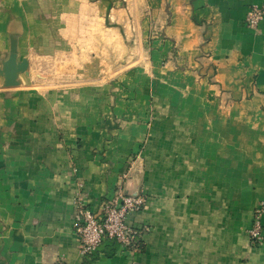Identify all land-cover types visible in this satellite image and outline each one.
Returning <instances> with one entry per match:
<instances>
[{"label": "crops", "instance_id": "1", "mask_svg": "<svg viewBox=\"0 0 264 264\" xmlns=\"http://www.w3.org/2000/svg\"><path fill=\"white\" fill-rule=\"evenodd\" d=\"M51 1L55 17L72 12L85 21L80 35L89 27L103 48L117 52L122 27L128 35L138 32L137 2H144L129 0L127 10L120 0ZM145 2L162 9L164 39L151 56L165 63L155 62L154 72L189 119L183 134L193 135L177 143L192 154L171 157L170 174L144 176L145 205L126 217L129 225L147 228L143 249L126 252L106 239L83 256L73 226L78 192L100 213L119 184L134 190L123 178L145 136L142 96L138 107L131 95L117 96L112 108L90 113L81 90L3 88L0 78V264H264V241L252 247L244 231L264 199V16L255 28L245 17L264 0ZM35 3L0 0V61L13 27L20 28V54L38 47L46 28ZM137 73L144 77L140 68ZM114 118L122 124L115 126ZM233 191L245 222L220 211L231 207ZM262 225L264 235V215Z\"/></svg>", "mask_w": 264, "mask_h": 264}, {"label": "rangeland", "instance_id": "2", "mask_svg": "<svg viewBox=\"0 0 264 264\" xmlns=\"http://www.w3.org/2000/svg\"><path fill=\"white\" fill-rule=\"evenodd\" d=\"M34 1H36L34 7L41 8V20L46 28L45 34L37 41L38 47L35 50L29 49L24 54L19 53L17 43L18 60L26 58L28 68L26 72L19 73V84L15 87L48 88L46 92L49 89L55 92L72 88L73 91H77V94L81 90L89 95L90 113H96L94 110H98L102 105L112 108L117 96L128 98L131 95L132 100L136 99L135 104L138 107L137 100L141 95L143 101L140 104L144 103L145 113L140 117V121L146 129L145 136L140 140L139 148L129 155L128 171L125 172L126 176L123 179L126 182L133 181L135 184L131 187L134 190L130 192L140 193L146 174H148L147 177L151 175L153 179L157 175L170 174L171 157L177 156L181 150L184 154L186 153V156L192 154L189 146L178 150L177 143L192 140L193 134H183L182 127L188 128L189 119L179 114L180 108L178 109L176 102L165 94L169 90L166 92L163 90L168 86L162 83L161 75L156 74L153 68L158 61L153 60L151 56L152 50L155 49L154 44L164 39L161 31L162 9L149 2L146 3L145 0L143 3L138 1L137 11L132 10L139 16L138 32L133 29V34L128 35L122 27L121 50L117 52L111 46L103 48L100 42L91 37L89 27L85 33L83 26V33L80 35L85 21H81L80 17L74 16L72 12L60 16L58 11L56 18L53 9L55 1ZM120 1L121 6L128 10L129 0ZM151 12L156 13L159 19L153 18ZM58 18L63 20L60 21ZM62 28H67L68 32ZM16 29L20 33L19 27H13L15 36H17ZM75 33L78 35H74ZM82 47H87L88 50L80 54ZM173 50L175 51V47ZM8 54L2 60L6 59ZM158 63L164 65L165 59L159 60ZM139 68L144 77L140 76L141 73H137ZM114 123L115 126L122 124L121 120L115 118ZM238 136L240 137L234 127L233 140H239ZM125 186L128 187V184ZM234 191V197L230 203L232 208L220 209V211L222 215L226 214L228 217L234 211L232 220L245 222L246 215L242 206L240 208V203L237 201L238 195ZM254 208L244 227L248 243L252 247L261 245L264 241L263 238L259 243L254 242L248 234Z\"/></svg>", "mask_w": 264, "mask_h": 264}, {"label": "built area", "instance_id": "3", "mask_svg": "<svg viewBox=\"0 0 264 264\" xmlns=\"http://www.w3.org/2000/svg\"><path fill=\"white\" fill-rule=\"evenodd\" d=\"M264 16V7L254 6L246 17L245 23L250 27L258 26ZM146 198L142 193L131 195L119 184L112 197L106 199L100 213L93 212L85 204L81 193L74 198L75 215L73 226L79 239V250L83 256L94 254L106 239L119 244L123 251H140L146 227H135L126 222L130 213L137 212L145 205ZM264 199L259 201L252 214L248 234L254 242L264 238L262 216Z\"/></svg>", "mask_w": 264, "mask_h": 264}, {"label": "water", "instance_id": "4", "mask_svg": "<svg viewBox=\"0 0 264 264\" xmlns=\"http://www.w3.org/2000/svg\"><path fill=\"white\" fill-rule=\"evenodd\" d=\"M0 77L2 78L3 87H15L19 84V73L26 72L28 60L22 58L18 60L17 36H10L9 54L6 59H1ZM131 195H137L139 192H128Z\"/></svg>", "mask_w": 264, "mask_h": 264}, {"label": "trees", "instance_id": "5", "mask_svg": "<svg viewBox=\"0 0 264 264\" xmlns=\"http://www.w3.org/2000/svg\"><path fill=\"white\" fill-rule=\"evenodd\" d=\"M142 249H143V244H142V246H141L140 250H142Z\"/></svg>", "mask_w": 264, "mask_h": 264}]
</instances>
